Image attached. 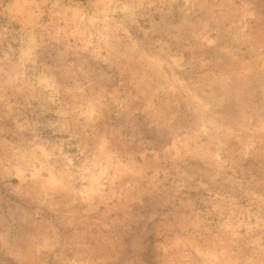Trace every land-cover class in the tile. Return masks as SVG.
<instances>
[{"label":"rangeland","instance_id":"374dc122","mask_svg":"<svg viewBox=\"0 0 264 264\" xmlns=\"http://www.w3.org/2000/svg\"><path fill=\"white\" fill-rule=\"evenodd\" d=\"M0 264H264V0H0Z\"/></svg>","mask_w":264,"mask_h":264}]
</instances>
